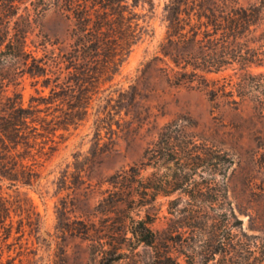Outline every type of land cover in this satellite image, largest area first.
<instances>
[{
	"label": "rangeland",
	"instance_id": "rangeland-1",
	"mask_svg": "<svg viewBox=\"0 0 264 264\" xmlns=\"http://www.w3.org/2000/svg\"><path fill=\"white\" fill-rule=\"evenodd\" d=\"M169 1L140 2L135 11L150 36L133 46L112 81L96 80L75 94L57 88L51 97L54 84L45 89L31 66L44 56L42 44L60 53L70 24L54 9L42 11L40 0H18L11 28L28 32L27 47L2 72L0 114L22 101L27 122L17 152L25 168L14 169L20 159L8 149V166L19 180L0 179L13 221L11 237L0 243V264H100L108 251L124 253L116 264H171L167 255L178 264H218L223 257L214 254L221 249L215 236L227 237L230 227L252 245L242 255L251 264L261 261L264 87L255 84L264 68L251 70L256 78L243 101L236 90L231 98L230 88L213 97L170 84L161 50ZM241 74L229 69L210 78L221 86L223 78L237 82ZM75 80L65 72L59 83ZM167 125L179 131L168 141L161 136ZM172 146L177 154L168 151ZM140 220L156 232L153 245L133 237Z\"/></svg>",
	"mask_w": 264,
	"mask_h": 264
},
{
	"label": "trees",
	"instance_id": "trees-1",
	"mask_svg": "<svg viewBox=\"0 0 264 264\" xmlns=\"http://www.w3.org/2000/svg\"><path fill=\"white\" fill-rule=\"evenodd\" d=\"M40 1L42 11L54 9L70 24L69 42L58 49L60 53L56 54L55 49L48 50L50 44H42L44 56L34 58L31 66L34 75L44 78L45 89L54 84L51 97L57 95V88L75 94L76 90H84L96 80L112 81L120 74L133 46L150 36L149 27L140 23L135 10L140 2L153 5V0H133L135 4L132 6L127 0ZM17 3L18 0H0V27L7 25L5 30L0 29V56H3L0 57V77L7 64L17 62L26 53L28 32L19 26L11 28V19L19 11ZM26 18L30 24L29 13ZM164 20L166 36L161 45L163 72L170 84L196 87L213 97L217 96L218 90L226 93L230 88L231 98L236 90L237 96L245 100L248 96L246 89L253 87L249 80L256 78L251 70L264 68V0H256L249 5H242L238 0H170L164 8ZM4 46L10 52L9 57L4 56L7 52L2 50ZM150 67H154V63ZM229 69L242 71L237 82L230 76L229 79L223 78L224 82L219 86L220 80L210 78ZM65 72L73 74L76 80L59 83ZM258 77L262 81H258L255 87H264V76ZM18 99L21 100L20 97ZM232 103L239 104L236 100ZM24 111L21 101L19 104L14 102L4 114H0V179L19 180L17 171L8 166V149L16 152L20 159L13 164L14 169L25 168L24 158L17 152L24 137L20 126L27 122ZM178 133L177 128L167 125L161 136L168 141ZM179 150L175 146L168 149L174 154ZM231 215L235 221L241 222L232 211ZM233 229L230 227L227 237L215 236L221 249L214 254L220 253L223 257V262L218 264H251L249 257L242 255L250 251L251 243L240 242ZM12 231L8 203L0 197V243L2 239L8 240ZM131 232L145 245H153L158 239L156 232L143 220ZM254 244L258 246L257 242ZM260 253L261 261L256 264H264V249ZM123 254L119 251L105 252L100 264H116ZM2 255L0 245V258ZM165 258L171 264H178L172 256Z\"/></svg>",
	"mask_w": 264,
	"mask_h": 264
}]
</instances>
